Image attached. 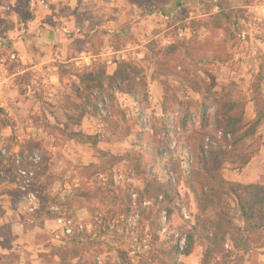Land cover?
I'll return each mask as SVG.
<instances>
[{"label": "rangeland", "instance_id": "1", "mask_svg": "<svg viewBox=\"0 0 264 264\" xmlns=\"http://www.w3.org/2000/svg\"><path fill=\"white\" fill-rule=\"evenodd\" d=\"M121 62L134 91L80 84ZM76 86L98 107L77 124ZM227 100L246 128L264 112V0H0V264H205L208 220L225 226L208 264H264V217L244 246L236 200L205 199ZM246 146L221 176L264 195V121Z\"/></svg>", "mask_w": 264, "mask_h": 264}, {"label": "trees", "instance_id": "2", "mask_svg": "<svg viewBox=\"0 0 264 264\" xmlns=\"http://www.w3.org/2000/svg\"><path fill=\"white\" fill-rule=\"evenodd\" d=\"M176 47H167L168 53H174ZM139 74V71L135 66L128 63H118L114 72L109 75L105 67H97L91 71L82 73L78 76L81 85L86 87L87 92H91L95 89L102 91H110L115 86H123L128 91L135 90V78ZM86 97V103H92V100L86 95V92L79 86L75 88V100L78 104H72L74 106V114L69 115L68 119L73 123H80L86 115H97L98 107L91 104V112H86L85 105L82 100ZM72 100V99H70ZM220 107L217 109L216 128L221 130L225 135H231L232 137V149L227 150H209L204 157V171L205 177L208 181V192L206 200L209 202H217L223 199V196H232L240 209V213L243 219L249 224V236L243 239L244 246L247 244L248 239L251 237L252 232L258 230L261 223V218L264 217V195L261 192V187L257 184L244 185L240 183H230L225 181L220 173L222 164L230 157L241 158L243 152L246 151L247 141L253 137L264 121V112L259 110L256 118L252 121L249 127L244 125V109L237 100H227L223 103H219ZM7 125V124H5ZM33 151V147H30ZM160 195V194H157ZM165 195V194H164ZM166 196V195H165ZM46 215H50L45 211ZM204 229L213 230L212 236L209 237V232L206 237L208 240V246L204 253L203 262L205 264L210 263L217 249L220 247V243L224 240V223L221 221L208 220L206 224L197 223ZM208 227V228H206ZM195 226L188 236L186 241V249L184 255L189 256L194 250L196 236L198 234Z\"/></svg>", "mask_w": 264, "mask_h": 264}, {"label": "built area", "instance_id": "3", "mask_svg": "<svg viewBox=\"0 0 264 264\" xmlns=\"http://www.w3.org/2000/svg\"><path fill=\"white\" fill-rule=\"evenodd\" d=\"M3 155H5V152L4 151H0V156H3ZM20 174L25 175L23 172H20ZM35 201H36L35 196L33 194H31V193H28L27 194V202L29 204L33 205L35 203ZM185 217L187 219V216H185ZM59 222H61V220H59ZM65 230H66L67 233H71L70 222H68V224L67 223L65 224ZM180 248H182V246H180Z\"/></svg>", "mask_w": 264, "mask_h": 264}]
</instances>
